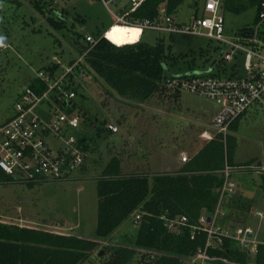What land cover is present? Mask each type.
Segmentation results:
<instances>
[{
	"label": "rangeland",
	"instance_id": "rangeland-1",
	"mask_svg": "<svg viewBox=\"0 0 264 264\" xmlns=\"http://www.w3.org/2000/svg\"><path fill=\"white\" fill-rule=\"evenodd\" d=\"M7 1L11 2L0 3V125L12 117L17 97L38 72L55 63L60 65L57 73H62L71 62H77L81 57L76 40L86 46V36L97 39L114 22L97 1L58 0L50 10L42 11L37 9L38 5L37 8L33 5V0ZM191 2L187 0L177 8L173 15L176 23H191L195 14ZM202 4L203 0H199L200 11ZM118 7L111 6V10L118 11ZM50 11L51 14L48 13ZM61 13L68 16L64 18ZM254 16L255 9L240 14L224 13L225 35L232 37L243 28H253ZM49 19H55L65 27L57 29ZM110 30H113L115 40L121 46L128 39H138L140 34L139 29L120 25H113ZM259 30L264 33V25ZM164 36L161 32L144 30L140 40L154 46ZM163 42L165 46L171 45L167 39ZM208 45L207 57H202L199 51L206 50ZM214 45L205 38L197 37L196 54L171 45V60L166 62L170 65L175 59V65L170 67L173 73L185 71L186 62L191 57L194 64L201 63L209 55L215 58L216 54L212 51ZM208 63L199 64L203 67H197V70L207 71ZM72 79L77 87L72 102L81 121L77 131L71 135L90 141L86 172H74L66 180L35 184L33 187L16 180L0 183V221L94 239L96 184L108 163L118 160L124 175L144 170L149 172V177L158 171L172 170L177 163L183 166L181 157L185 156L188 161L196 143H203L200 134H214L211 120L218 107L213 101L188 92L177 94L171 91L165 98L155 95L139 104L120 97L102 79L86 71L81 79L75 71ZM106 101L105 109L102 106ZM83 115L90 119L87 121ZM103 118L119 125V132L110 136L99 125H96L97 131L89 129L90 123L95 125L91 121L97 119L99 122ZM228 134L236 139L231 179L237 185L238 204L241 203L239 207L242 209L233 220L258 229L259 221L253 213L264 212L261 193L264 187V106H254L240 120L236 131H229ZM50 145L54 148L58 146L56 142ZM235 202L234 205L237 204ZM135 228L130 219L126 220L115 231L114 238L123 234L134 237ZM259 232L264 233V228ZM249 264L253 262L249 261Z\"/></svg>",
	"mask_w": 264,
	"mask_h": 264
},
{
	"label": "trees",
	"instance_id": "trees-1",
	"mask_svg": "<svg viewBox=\"0 0 264 264\" xmlns=\"http://www.w3.org/2000/svg\"><path fill=\"white\" fill-rule=\"evenodd\" d=\"M185 1L187 0H144L129 15V19L138 22L158 20L159 9L165 7L173 22L181 26L182 24L174 21L173 15ZM7 2L11 1L0 0V3ZM220 2L222 15L240 14L255 9L253 25L257 22L259 0H220ZM32 3L35 7L38 5L36 8L42 11L47 8L50 10L56 2L33 0ZM198 5L199 0H192L195 19L203 14V4L202 11ZM130 6V3L125 4L119 13L127 12ZM48 13L51 14L52 11ZM61 14L64 18L68 16L67 13ZM49 20L57 29L65 27L63 23L58 22L61 20L59 18L58 21ZM246 29L243 28L240 32ZM106 31L108 28L104 32ZM102 35L95 39L97 42L92 47L85 40L88 52L75 68L76 73L80 74V79L85 71L94 74L117 95L139 104L145 103L155 95L165 98L169 93L165 80L175 74L170 70V67L175 65V59L170 65L166 62L171 60L169 57L171 45L189 49L193 54L197 51L195 48L197 37L194 36L164 34L165 38L157 41L154 46L132 38L121 46L116 42L113 30L106 34L108 41L102 38ZM165 39L171 45L165 46L163 42ZM208 42L215 44L212 51L216 57L212 58L209 55L207 59L196 64L192 63L195 62L192 57L189 62H186V59L187 70H197V67H203L199 64L209 62L208 65H211L216 60L212 71L208 72L209 65L204 74L234 76L233 67L223 64L218 58L221 46L211 40ZM78 43L76 40V46L82 56L87 49L83 50L81 48L83 45ZM207 50L209 45L206 50H200L199 54L207 57ZM74 63L71 62L69 66ZM59 66L52 63L42 71L55 77L58 74L57 70L59 72ZM27 87L36 93L46 90V85L36 77ZM64 89L73 91L76 95L77 87L73 82L72 74L64 83ZM66 113L74 114L71 108L67 109ZM236 127L237 122L230 126L229 131H236ZM235 146L234 136L228 134L224 137L216 134L211 141L204 142L178 171L152 177L123 175L119 161L112 160L103 170L102 176L97 179V221L94 239L0 221V264H93L94 262L95 264H182L183 259L194 258L198 250L204 247V235H196L194 240H190L186 229L181 230L180 234L167 230L164 227V219L172 220L184 216L189 224H194L201 215H210L214 211L223 184L220 171L225 165L231 168L235 166L233 163ZM86 147L85 150L88 151ZM15 180L21 181L0 169V183H13ZM26 185L33 187L35 184ZM261 193L264 199V187L261 188ZM238 197L239 195L224 204L228 224H232V220L239 216V210H242L239 207L241 203L238 204ZM234 202L237 204L234 205ZM136 217L139 219L137 220ZM129 219L136 227L135 236L123 234L117 239L114 238L115 231ZM207 256L211 264H249V261L253 264H264V246L258 247L253 259L233 249L227 242L221 249L209 251Z\"/></svg>",
	"mask_w": 264,
	"mask_h": 264
},
{
	"label": "built area",
	"instance_id": "built-area-1",
	"mask_svg": "<svg viewBox=\"0 0 264 264\" xmlns=\"http://www.w3.org/2000/svg\"><path fill=\"white\" fill-rule=\"evenodd\" d=\"M89 1L99 2L112 16L114 25L139 29L138 41L144 30H153L164 34L205 38L221 46L218 58L223 64L233 67L234 76H213L189 70L175 73L165 80L168 91L188 92L213 101L218 107L211 120L214 134L201 133V138L205 141H211L216 134L225 137L230 126L250 109L264 106V33L259 30L264 25V0H259L254 27L232 37L225 35L220 0H204L202 16L193 18L189 25L181 26L173 22L165 7L159 9L158 20H130L129 15L144 0H129L131 6L123 14L119 10H111V6H117L118 0ZM106 34L107 31L102 38L108 41ZM85 40L90 47L97 42L90 36ZM87 52L88 49L60 75L51 77L43 71L38 72L36 78L46 85V90L36 93L26 87L17 97L12 117L0 125V169L4 173L25 183L40 185L70 178L87 160L85 141L71 135V132L79 128L80 118L66 113L75 93L64 89L68 76L74 73ZM45 104L48 106L47 119L38 114L39 107ZM104 129L112 134L118 133V126L111 121L104 124ZM48 139H53L58 146H51ZM181 162H187V158L182 156ZM231 169L225 165L220 171L223 184L217 205L210 215H201L194 224H189L184 216L164 219V227L169 231L180 234L181 230L186 229L190 240H194L199 234L205 237L204 247L198 250L194 258L183 259L182 264H211L208 252L221 249L226 242L251 259L257 254L258 247L264 246V233L259 232L264 228V212L253 213L254 218L259 221L258 229L234 220L232 224L227 223L224 204L227 198L238 195L237 185L231 179Z\"/></svg>",
	"mask_w": 264,
	"mask_h": 264
},
{
	"label": "crops",
	"instance_id": "crops-1",
	"mask_svg": "<svg viewBox=\"0 0 264 264\" xmlns=\"http://www.w3.org/2000/svg\"><path fill=\"white\" fill-rule=\"evenodd\" d=\"M121 2H125V4L126 3H128V0H118V4H117V7H118V10H120L121 8H122V6H124L125 4H121ZM113 24V23H112ZM112 24L111 25H109V27H108V29H110V27H112ZM104 33H106V32H103V34ZM87 37V36H86ZM80 43H78V45H79ZM187 71H189V70H185V71H182V73H184V72H187ZM59 74V73H58ZM57 74V75H58ZM107 101H106V103H103V108H107ZM74 106V107H73ZM73 107V108H72ZM70 108L71 109H73V112H74V115H77L79 118H80V121H81V117H80V115L79 114H75V109H76V106L74 105V103L72 102L71 103V106H70ZM252 109H250L243 117H241L238 121H237V126H238V124H239V122H240V120L242 119V118H244L250 111H251ZM255 111L257 112V110L255 109ZM38 114L43 118V119H47L48 118V116H49V114H48V106L45 104V105H42V107L41 108H39L38 109ZM84 118H86V120L88 119H90L89 117H87L86 115L84 116ZM106 119V118H105ZM104 118L103 119H101L99 122H98V120L97 119H95L94 121H91V122H94L95 123V125H93V124H91L90 122V126H89V129L92 131V132H94V131H97L96 129H97V126L96 125H99L100 126V128L101 127H103L104 128V124L106 123V122H108V121H110V120H105ZM87 120V121H88ZM7 121V120H6ZM5 121V122H6ZM111 122H113L112 120H111ZM114 124H116L115 122H113ZM117 125V124H116ZM118 126V130H119V125H117ZM105 130V129H104ZM106 131V130H105ZM106 132H108V131H106ZM119 132V131H118ZM72 133H75V132H71V134ZM108 134L110 135V136H114L115 134H112V133H110V132H108ZM82 140H84L85 141V146H87L86 148H87V152L89 153V151H90V147H91V145H90V141L89 140H86L84 137H80ZM200 138H201V134H200ZM202 139V138H201ZM203 140V143H201V144H198V143H196V146H195V148L190 152V156H192L193 154H195L200 148H201V146L204 144V142H206L204 139H202ZM51 141V142H50ZM55 143V141L53 140V139H48V143ZM119 144V143H118ZM183 152H181L180 153V155L182 154ZM108 154H106V156H107ZM86 162L87 161H85L84 163H83V165L79 168V169H77L76 171H75V173H80V172H86V167H85V165H86ZM181 166L182 165H180V163H177V165L172 169V170H168V171H162V172H157L156 174H154V175H152V176H155V175H159V174H172V173H174V172H176V171H178L180 168H181ZM121 168V167H120ZM121 173H122V171H121ZM124 175V174H123ZM125 175H127V174H125ZM130 175V174H129ZM131 175H145V176H148L149 177V172H145L144 170L143 171H139L137 174H131ZM151 176V177H152Z\"/></svg>",
	"mask_w": 264,
	"mask_h": 264
},
{
	"label": "water",
	"instance_id": "water-1",
	"mask_svg": "<svg viewBox=\"0 0 264 264\" xmlns=\"http://www.w3.org/2000/svg\"><path fill=\"white\" fill-rule=\"evenodd\" d=\"M79 45H80V44H79ZM81 48H82L83 50H86V49H87V47H86V46H81ZM214 64H215V61H213V62H212V64L210 65V67H209V71H211V70H212V68H213Z\"/></svg>",
	"mask_w": 264,
	"mask_h": 264
},
{
	"label": "bare ground",
	"instance_id": "bare-ground-1",
	"mask_svg": "<svg viewBox=\"0 0 264 264\" xmlns=\"http://www.w3.org/2000/svg\"><path fill=\"white\" fill-rule=\"evenodd\" d=\"M126 27V26H125ZM132 28V27H131ZM117 45V44H116Z\"/></svg>",
	"mask_w": 264,
	"mask_h": 264
}]
</instances>
